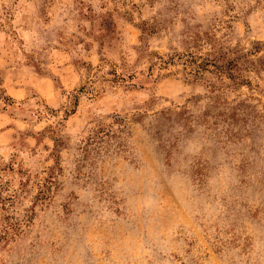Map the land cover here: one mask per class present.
Instances as JSON below:
<instances>
[{
	"label": "rangeland",
	"instance_id": "1",
	"mask_svg": "<svg viewBox=\"0 0 264 264\" xmlns=\"http://www.w3.org/2000/svg\"><path fill=\"white\" fill-rule=\"evenodd\" d=\"M0 264H264V0H0Z\"/></svg>",
	"mask_w": 264,
	"mask_h": 264
}]
</instances>
